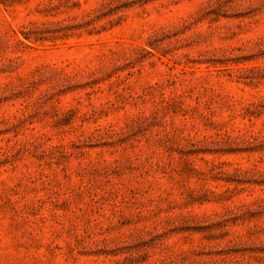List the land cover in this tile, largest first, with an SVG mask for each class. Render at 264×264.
<instances>
[{"label":"rangeland","instance_id":"obj_1","mask_svg":"<svg viewBox=\"0 0 264 264\" xmlns=\"http://www.w3.org/2000/svg\"><path fill=\"white\" fill-rule=\"evenodd\" d=\"M0 264H264V0H0Z\"/></svg>","mask_w":264,"mask_h":264}]
</instances>
